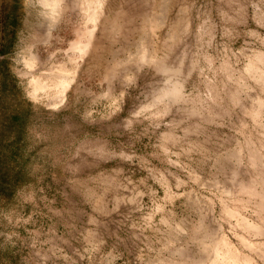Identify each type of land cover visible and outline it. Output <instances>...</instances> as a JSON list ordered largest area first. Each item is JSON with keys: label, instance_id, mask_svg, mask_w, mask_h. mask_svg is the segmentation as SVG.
<instances>
[{"label": "rangeland", "instance_id": "rangeland-1", "mask_svg": "<svg viewBox=\"0 0 264 264\" xmlns=\"http://www.w3.org/2000/svg\"><path fill=\"white\" fill-rule=\"evenodd\" d=\"M93 1L78 54L81 0L47 38L41 0H0V158L23 181L0 178V264H264V0ZM33 53L71 72L61 102L31 95Z\"/></svg>", "mask_w": 264, "mask_h": 264}, {"label": "bare ground", "instance_id": "bare-ground-1", "mask_svg": "<svg viewBox=\"0 0 264 264\" xmlns=\"http://www.w3.org/2000/svg\"><path fill=\"white\" fill-rule=\"evenodd\" d=\"M95 2L96 1L93 0H81V8L84 11L87 19L91 21L93 27L89 31V39H87L85 42L79 43L75 47V50L78 52V54H82L84 51H86L90 42L93 40L92 31L94 29L95 20L97 17V9L94 5ZM41 4L45 8L43 13L44 24L42 36L47 38L51 33V30L54 28L55 23L60 15V5L59 0H41ZM25 64L31 72V79L29 82L31 87V95L35 96L40 92L46 95H51L55 102H61L64 98V92L72 82L73 77L71 76V72H62L61 66H56V64L53 65L49 59H43L34 53L30 54L25 59ZM57 73L60 75L57 76Z\"/></svg>", "mask_w": 264, "mask_h": 264}, {"label": "clouds", "instance_id": "clouds-1", "mask_svg": "<svg viewBox=\"0 0 264 264\" xmlns=\"http://www.w3.org/2000/svg\"><path fill=\"white\" fill-rule=\"evenodd\" d=\"M154 56H155V58L152 59L149 63H147L146 66L154 68L158 75H162L164 77L163 84H164L166 89L171 88L172 90H175L176 92L181 93L183 86L178 81V77L180 75V68L179 67L167 68L168 71L162 73L161 67L162 66L164 67V62L167 59V54L161 53L159 55H154ZM174 94H175L174 91H172V92L168 91L167 95H164L162 92H160L159 94L153 96L152 99L148 100L147 103L142 104L138 108V110L132 114V118L140 117V116L144 115L146 112L150 111L151 109H154L158 105L163 104L164 101L169 98V96H172ZM146 99H148V98L146 97ZM149 104L152 105L151 108L147 107ZM159 114L163 115L164 113H159Z\"/></svg>", "mask_w": 264, "mask_h": 264}, {"label": "trees", "instance_id": "trees-1", "mask_svg": "<svg viewBox=\"0 0 264 264\" xmlns=\"http://www.w3.org/2000/svg\"><path fill=\"white\" fill-rule=\"evenodd\" d=\"M15 149L11 150V152H8L3 154L2 158H0V178L2 180H5L7 182V175L9 172L13 173V170L15 171L14 174L12 175L13 180H15L11 186L13 184L19 185L21 184L23 181L21 180V178L19 177L20 174V170L17 169V165L15 162ZM19 173V174H18ZM11 186L9 187L8 184H2L0 183V193L1 194H6L8 193V191L11 190ZM10 189V190H9Z\"/></svg>", "mask_w": 264, "mask_h": 264}]
</instances>
